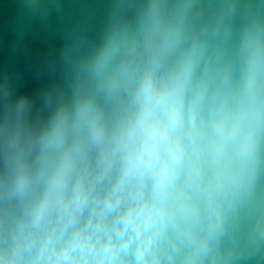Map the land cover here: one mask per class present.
I'll list each match as a JSON object with an SVG mask.
<instances>
[{"label": "clouds", "instance_id": "9594fccd", "mask_svg": "<svg viewBox=\"0 0 264 264\" xmlns=\"http://www.w3.org/2000/svg\"><path fill=\"white\" fill-rule=\"evenodd\" d=\"M144 0L78 65L67 95L5 85L0 264H225L264 236V19Z\"/></svg>", "mask_w": 264, "mask_h": 264}, {"label": "water", "instance_id": "95a60500", "mask_svg": "<svg viewBox=\"0 0 264 264\" xmlns=\"http://www.w3.org/2000/svg\"><path fill=\"white\" fill-rule=\"evenodd\" d=\"M144 0H0V107L6 85L15 97L32 102L31 119L48 112L45 97L67 95L78 65L102 42L117 17L132 20ZM205 18L223 5L234 4L231 19L238 27L251 15L264 19V0H196ZM256 197L264 218V171ZM225 264H264V236L256 237L242 222Z\"/></svg>", "mask_w": 264, "mask_h": 264}]
</instances>
